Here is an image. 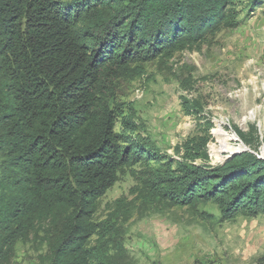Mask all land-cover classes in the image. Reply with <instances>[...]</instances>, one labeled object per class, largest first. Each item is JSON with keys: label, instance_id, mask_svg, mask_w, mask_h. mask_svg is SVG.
Wrapping results in <instances>:
<instances>
[{"label": "trees", "instance_id": "16d2710c", "mask_svg": "<svg viewBox=\"0 0 264 264\" xmlns=\"http://www.w3.org/2000/svg\"><path fill=\"white\" fill-rule=\"evenodd\" d=\"M231 3L0 0V264H11L16 242L37 238L46 264H127L129 208L117 200L103 221L93 214L137 162L145 200L213 202L224 220L264 215V156L243 151L216 166L156 156L115 131L107 85L131 64L236 26Z\"/></svg>", "mask_w": 264, "mask_h": 264}, {"label": "rangeland", "instance_id": "374dc122", "mask_svg": "<svg viewBox=\"0 0 264 264\" xmlns=\"http://www.w3.org/2000/svg\"><path fill=\"white\" fill-rule=\"evenodd\" d=\"M249 5V0H232L236 26L109 76L115 131L176 162L216 166L232 152L248 150L263 157L264 0ZM218 119L232 137L230 152L214 151L219 147L214 134ZM234 127L254 139L244 143ZM254 144L256 151L250 148ZM149 165L156 164L151 160ZM144 167L137 162L119 171L93 214L94 223L103 221L117 200L129 208L122 221V262L264 264V215L224 220L213 202L177 207L145 200L140 182ZM45 252L38 238L18 241L11 264H46Z\"/></svg>", "mask_w": 264, "mask_h": 264}, {"label": "bare ground", "instance_id": "6f19581e", "mask_svg": "<svg viewBox=\"0 0 264 264\" xmlns=\"http://www.w3.org/2000/svg\"><path fill=\"white\" fill-rule=\"evenodd\" d=\"M222 122L221 120H216V125H215V138L216 141L218 142V149L214 148V151L219 152L222 150H227V151H232L233 148H231L230 146L227 145V142L232 138L230 135H228L227 133H225L224 131H222ZM212 146V145H211Z\"/></svg>", "mask_w": 264, "mask_h": 264}, {"label": "water", "instance_id": "95a60500", "mask_svg": "<svg viewBox=\"0 0 264 264\" xmlns=\"http://www.w3.org/2000/svg\"><path fill=\"white\" fill-rule=\"evenodd\" d=\"M237 152H232L231 154H229L227 157H226V159L228 158V157H230V156H232V155H234V154H236Z\"/></svg>", "mask_w": 264, "mask_h": 264}]
</instances>
